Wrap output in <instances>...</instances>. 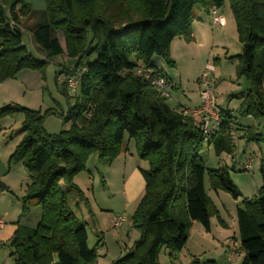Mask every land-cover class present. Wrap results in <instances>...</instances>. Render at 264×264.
<instances>
[{
    "label": "trees",
    "instance_id": "16d2710c",
    "mask_svg": "<svg viewBox=\"0 0 264 264\" xmlns=\"http://www.w3.org/2000/svg\"><path fill=\"white\" fill-rule=\"evenodd\" d=\"M226 2L242 43L237 74L250 83L236 112L259 121L264 118V0H45V9L30 27L45 59L23 44V20L35 13L31 6L22 0H0V82L24 69L43 70L48 60L63 54L76 59L75 68L85 69L75 105L66 115L55 112L71 121L67 130L46 131L44 119L53 111L42 114L12 104L0 109V118L10 112L24 114L23 137L9 158V163H23L32 177L20 217L34 205L42 209L36 227L18 221L7 244L14 264H99L97 248L89 246L85 223L68 195L81 194L73 180L86 170L90 156L113 162L124 151L126 137L134 140L138 157L149 168L141 169L145 188L132 216L141 235L111 264H160L163 249L171 255L182 252L194 222L210 231L219 210L206 191V176L213 190H225L234 198L242 195L229 169L209 168L201 150L208 142L217 154H232L233 131L241 133L239 140L248 141L258 140L259 132L221 109V125L205 141L200 120L183 115L179 105L169 106L135 74L139 64L163 72L153 61L156 56L174 65L171 45L176 38H193L195 10L209 13ZM260 171L257 195L244 198L237 208L241 264H264V164Z\"/></svg>",
    "mask_w": 264,
    "mask_h": 264
},
{
    "label": "rangeland",
    "instance_id": "374dc122",
    "mask_svg": "<svg viewBox=\"0 0 264 264\" xmlns=\"http://www.w3.org/2000/svg\"><path fill=\"white\" fill-rule=\"evenodd\" d=\"M22 1L29 4L35 12L23 20V44L34 56L45 59L35 43L30 29L37 21V14L45 9V0ZM19 6L21 3L18 4ZM219 13L225 16L226 25L214 24L211 12L196 9L194 21L202 23V27H198L196 31L204 32L206 34L203 36L204 39L197 41L193 34L190 41L181 37L176 38L175 43H172L171 57L174 60V65L163 64L167 74L176 85L175 89H171L173 97L166 99L169 106L175 108L179 104L189 106L197 100L200 102L198 92L200 78L206 65L213 64L214 90L220 98L219 105L224 109L229 106L237 115L236 110L241 105L242 95L250 88V83L245 77H238L237 74V55L242 52V43L239 41L235 17L229 2L221 7ZM6 14L10 17V7H7ZM59 36L62 46L65 48V39L61 33ZM232 56L234 57L232 58ZM96 57L97 54H94L92 59ZM157 60L159 61V59ZM75 64L76 59L63 54L48 60L43 70L24 69L15 78L0 82V109L12 104L40 110L42 114L53 111V113H47L44 119L46 131L57 134L69 129L71 121L65 120L63 116L55 112H63L66 115L69 107L75 105L80 96V86L72 77L78 75L83 68L77 69ZM165 77L169 81L166 74ZM169 83L171 84L170 81ZM237 117V123H243L244 117L238 115ZM23 121L24 114L22 112H10L0 118V183L9 186L7 190L0 188L2 206L9 205L11 207L13 205L16 208L17 202L22 203V198L26 195L32 182L31 174L23 163H9L11 154L23 137ZM257 122H261L262 125L260 130L253 126L259 132V139L248 141L246 138H241L235 157L227 152L217 154L214 146L208 142L204 143L201 150V157L209 168L227 167L229 169L230 178L242 193L238 198H234L225 190L215 191L211 188L209 178L206 176V191L219 210V217L214 215L211 219L213 232L215 235H220V239L225 243V249L218 254L216 250L220 249L222 245H215L212 241V234L208 235L203 225L195 222L196 225H192L190 229V249L198 250L199 246L204 243L205 247H211L210 249L213 251L211 254L199 256L202 262L213 260V264L242 263L241 259L232 262L228 258L230 253L231 256L235 254L232 259L237 258L238 254L235 251L240 249L237 207L243 204L244 198L256 196L262 184L260 168L264 164V118ZM234 134L236 137L238 136V132ZM239 138L240 136L237 139ZM124 148V151L113 162H107L100 159L97 154H92L87 161L86 170L76 175L73 180L81 194L72 192L68 195L72 209L85 223L88 231V243L92 248H97L100 242L102 244L105 241V237L102 240L101 231L107 233L111 250L117 248V239L121 232H124L126 238L128 230L133 227L139 237L141 235V232L133 226L132 216L143 196L145 187H140V194L133 201L128 200L127 189L132 186L130 179L133 178V171L138 169L142 174L141 169H148L149 164L138 157L134 140L126 137ZM249 161H252V167L249 170L243 169V163ZM136 186L139 187L141 184L139 186L136 184ZM3 192L6 193L2 194ZM119 217L125 219L121 229L114 226ZM99 227L101 228L99 229ZM97 231H100V234H97ZM112 231L113 234L108 235ZM97 235H101V239ZM205 240L208 241L205 242ZM229 246L231 250L226 254L225 252L229 251ZM9 248H3L4 252L8 251L7 258L10 257L8 255ZM123 253L120 258L128 251ZM178 255L171 256L169 250L163 249L159 255V262L160 264L194 263L195 258L188 254L187 247L182 250L181 257ZM112 257L113 254L107 255L104 251L98 254V263L111 264Z\"/></svg>",
    "mask_w": 264,
    "mask_h": 264
},
{
    "label": "crops",
    "instance_id": "0c3cea01",
    "mask_svg": "<svg viewBox=\"0 0 264 264\" xmlns=\"http://www.w3.org/2000/svg\"><path fill=\"white\" fill-rule=\"evenodd\" d=\"M221 10V8H218V12ZM197 16H199L197 14ZM202 23H199L194 21L193 23V34L195 36V40H199V39H204L203 36H205L206 34L204 32H197V28L198 27H202L201 25ZM226 25V24H225ZM176 40H174L173 43H175ZM181 43V42H180ZM159 59V61L157 60ZM154 63L163 71L164 74H166V76L168 77L169 81L171 82L172 88H176L175 83L173 82V80L171 79V77L167 74L166 69L163 67V64L165 63L163 58L161 56H156L153 59ZM198 89H200V86H198ZM199 92V91H198ZM216 95V99H217V105L219 106L220 109H224L223 106L219 105V99L217 96V93L215 92ZM245 93L242 95L244 96ZM199 105V102L197 100V102L192 103V105H189L188 107H197ZM178 107V105L176 106ZM175 107V108H176ZM174 108V107H173ZM226 109L231 111V114L233 115L235 113V111H233L232 109H230V107H226ZM199 120V118H197ZM243 123H241L240 125H244V126H255L257 127V130H260L262 128L261 122H257L255 121L252 117L248 116V117H244ZM248 123V124H247ZM239 135H241V133L239 132ZM240 142V140H239ZM244 152V151H243ZM244 164V163H243ZM141 169V168H140ZM143 169V168H142ZM132 177L130 181L132 184V186H129V188L127 189V195H128V200L129 201H133L135 200V198L138 196V194H140L139 192L141 191V188L145 187V180L144 177H142V174L140 173V171L138 169L134 170L132 173ZM63 184V183H62ZM136 184H141V186L137 187ZM65 185V184H64ZM9 189V186L5 185V188L2 190H7ZM6 192H3L2 194H5ZM2 203V199L0 198V204ZM15 207V206H14ZM13 205L11 207H9V205L6 206H2V204L0 205V217L4 218L5 220V225L3 228H0V264H14V260L13 258L10 256L11 253V249L9 250L10 253L8 254L10 257L7 258L6 253H8V251L3 250L4 247H9L7 244L8 242L11 240V238L14 236V234L16 233L17 229H18V221L20 220L21 225L26 226V227H36L37 224L39 223L41 216H42V209L39 205H34L23 217H20L21 213H22V203L20 204L19 202H17V207L14 208ZM239 207V206H238ZM237 207V208H238ZM237 217V216H236ZM116 223V221H115ZM196 225V223H193V226ZM238 225V222H237ZM114 226H116V224H114ZM119 227L120 229L123 227V224H121L120 226H116ZM101 227H99L100 229ZM125 230V229H124ZM208 235L212 234V241L213 243H215V245H222V247L220 249H217L216 251H218V254L220 252L223 251V249H225V243L222 242V240L220 239V235H215L213 232V224H211V230L207 231ZM100 234V231H97V234ZM102 237L104 240V237L106 238L105 241L101 244V242L99 243V246L97 247V252L98 254L103 253L105 251V253L108 254H113L112 257V262L114 260H116L117 258H120V256H122L124 253L123 252H129L131 250V248L133 247L135 241L139 238V234L136 230H134V228L132 227L130 230H128L127 232V237L125 238V234L124 232H121L120 237L117 239V243L118 246L117 248H114L113 250H111V243L109 242V239L107 238L108 236L105 234V232H102ZM112 232H109L108 235H112ZM132 234V237H131ZM238 234H239V228H238ZM106 235V236H105ZM99 236L98 238H100L101 235H97ZM240 239V237H239ZM208 240H205V242ZM101 244V245H100ZM104 244V245H103ZM187 247V251L188 254H190L191 257L195 258L194 259V263L195 261H198L199 264H207V262H210L209 264H213L214 261L213 260H209L206 262H202L200 261V257L199 256H203V255H207V254H211L213 253V251L209 248V247H205L204 243L201 244L199 246L200 249L198 250H194L192 251L190 249V238L188 240V243L186 245ZM125 250V251H124ZM229 251L225 252L226 254H228L231 250L230 246H229ZM226 251V250H225ZM233 251V250H232ZM119 252V253H118ZM238 254V257L235 259H232L234 257L231 256V253L229 254V258L232 262H234L237 259H243V253L241 252L240 249L235 251ZM169 255H171L169 253ZM182 252L178 255L179 257H181ZM233 255V254H232ZM172 256V255H171ZM9 259V260H8ZM10 261V262H8Z\"/></svg>",
    "mask_w": 264,
    "mask_h": 264
},
{
    "label": "built area",
    "instance_id": "2783aa9c",
    "mask_svg": "<svg viewBox=\"0 0 264 264\" xmlns=\"http://www.w3.org/2000/svg\"><path fill=\"white\" fill-rule=\"evenodd\" d=\"M211 13L214 24L220 26L226 24L225 16L219 13L217 8H213ZM84 70L85 69L83 68L82 71L78 73V75L72 77V79L76 81V84H79L81 74ZM135 71L138 76L147 80L162 97L166 99H171L173 97L171 90L172 86L162 72L158 71L156 68L146 66L145 64H139ZM212 71H214V65L207 64L206 69L200 78L199 105L197 107L191 108L186 105L179 104V111L182 112L183 115L199 118L205 141L210 140L212 134L216 132L221 125V109L217 105V99L214 90L215 79L213 77ZM234 133H236V131H233L232 133V140L234 143L232 155L236 156L239 143V139L237 138L240 135L238 133V136L236 137ZM251 167L252 161L244 164V168L246 170H249ZM124 220L125 219L123 217H119L115 223L116 226H120ZM5 223L6 222L4 218L0 217V228H3ZM234 255L235 254H233L232 257H234Z\"/></svg>",
    "mask_w": 264,
    "mask_h": 264
},
{
    "label": "water",
    "instance_id": "95a60500",
    "mask_svg": "<svg viewBox=\"0 0 264 264\" xmlns=\"http://www.w3.org/2000/svg\"><path fill=\"white\" fill-rule=\"evenodd\" d=\"M0 188L1 189H4L5 188V185H3V184L0 183Z\"/></svg>",
    "mask_w": 264,
    "mask_h": 264
}]
</instances>
